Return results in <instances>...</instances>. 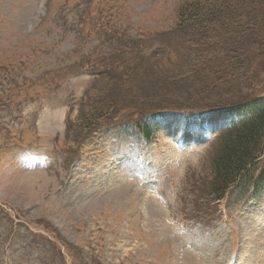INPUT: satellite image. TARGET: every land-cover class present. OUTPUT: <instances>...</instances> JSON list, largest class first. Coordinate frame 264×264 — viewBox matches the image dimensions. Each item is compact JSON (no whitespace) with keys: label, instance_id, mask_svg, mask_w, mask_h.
<instances>
[{"label":"rangeland","instance_id":"rangeland-1","mask_svg":"<svg viewBox=\"0 0 264 264\" xmlns=\"http://www.w3.org/2000/svg\"><path fill=\"white\" fill-rule=\"evenodd\" d=\"M184 1L0 0V264H264V192L206 194L226 124L190 110L264 94V54L186 95ZM159 110L146 143L131 126Z\"/></svg>","mask_w":264,"mask_h":264},{"label":"trees","instance_id":"trees-1","mask_svg":"<svg viewBox=\"0 0 264 264\" xmlns=\"http://www.w3.org/2000/svg\"><path fill=\"white\" fill-rule=\"evenodd\" d=\"M177 12V27L190 30L189 41L196 51L188 67L194 81L186 95L192 97L197 92L200 96L206 91L209 84L205 78L220 84L232 83L230 86L236 90L238 75L248 67V54H264V0H187ZM220 50L224 53L217 61L211 54ZM206 58L211 60L206 62ZM232 92L231 98H209L203 101L205 106L190 110L220 111L224 116L226 126L211 159L206 194L213 201L233 197L241 206L264 192V94ZM100 112L97 108L83 115L84 122L77 128L88 131L94 127ZM163 113L159 110L157 114L137 117L131 128L142 141H153L156 127L165 117Z\"/></svg>","mask_w":264,"mask_h":264}]
</instances>
